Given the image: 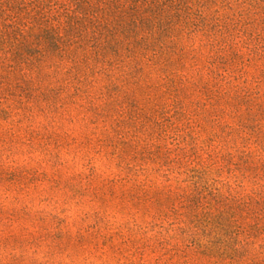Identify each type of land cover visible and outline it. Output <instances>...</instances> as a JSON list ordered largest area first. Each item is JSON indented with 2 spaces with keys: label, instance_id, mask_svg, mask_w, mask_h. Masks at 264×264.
Returning <instances> with one entry per match:
<instances>
[{
  "label": "rangeland",
  "instance_id": "1",
  "mask_svg": "<svg viewBox=\"0 0 264 264\" xmlns=\"http://www.w3.org/2000/svg\"><path fill=\"white\" fill-rule=\"evenodd\" d=\"M183 1L72 83L0 53V264H264V0Z\"/></svg>",
  "mask_w": 264,
  "mask_h": 264
},
{
  "label": "trees",
  "instance_id": "2",
  "mask_svg": "<svg viewBox=\"0 0 264 264\" xmlns=\"http://www.w3.org/2000/svg\"><path fill=\"white\" fill-rule=\"evenodd\" d=\"M190 11L183 0H0V53L19 60L18 72L30 80L43 76L62 82L68 76L65 81L72 83L76 79L69 78L90 61L92 49L98 52L103 45L98 37L106 28L114 25L116 34L132 40L144 38L153 35V23L174 20L178 13L183 25L180 15L189 17ZM207 237L209 242L198 247L211 257L216 252L211 233ZM226 241L219 251L231 259L240 257L234 239Z\"/></svg>",
  "mask_w": 264,
  "mask_h": 264
}]
</instances>
